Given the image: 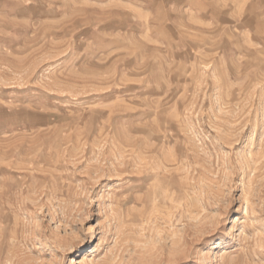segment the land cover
<instances>
[{"label": "rangeland", "instance_id": "obj_1", "mask_svg": "<svg viewBox=\"0 0 264 264\" xmlns=\"http://www.w3.org/2000/svg\"><path fill=\"white\" fill-rule=\"evenodd\" d=\"M0 264H264V0H0Z\"/></svg>", "mask_w": 264, "mask_h": 264}]
</instances>
